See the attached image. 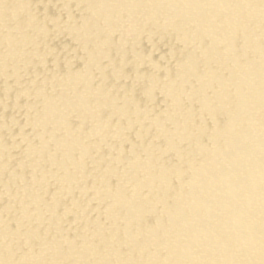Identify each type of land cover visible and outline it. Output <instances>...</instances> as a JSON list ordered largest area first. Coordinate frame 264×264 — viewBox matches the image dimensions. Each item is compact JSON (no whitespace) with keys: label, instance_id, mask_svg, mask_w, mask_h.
I'll return each instance as SVG.
<instances>
[{"label":"bare ground","instance_id":"bare-ground-1","mask_svg":"<svg viewBox=\"0 0 264 264\" xmlns=\"http://www.w3.org/2000/svg\"><path fill=\"white\" fill-rule=\"evenodd\" d=\"M0 264H264V0H0Z\"/></svg>","mask_w":264,"mask_h":264}]
</instances>
